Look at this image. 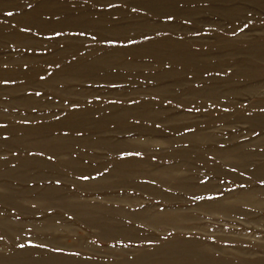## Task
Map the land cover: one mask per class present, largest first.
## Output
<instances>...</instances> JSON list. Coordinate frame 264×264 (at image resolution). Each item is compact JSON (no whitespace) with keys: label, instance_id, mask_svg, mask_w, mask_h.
I'll list each match as a JSON object with an SVG mask.
<instances>
[{"label":"rangeland","instance_id":"1","mask_svg":"<svg viewBox=\"0 0 264 264\" xmlns=\"http://www.w3.org/2000/svg\"><path fill=\"white\" fill-rule=\"evenodd\" d=\"M260 167L264 0H0V264H264Z\"/></svg>","mask_w":264,"mask_h":264},{"label":"bare ground","instance_id":"2","mask_svg":"<svg viewBox=\"0 0 264 264\" xmlns=\"http://www.w3.org/2000/svg\"><path fill=\"white\" fill-rule=\"evenodd\" d=\"M248 158H249V156L247 155V154H241V153H239L238 152V154L236 155V157L233 159V166H238V167H241V166H246L247 164H246V162H248L247 160H248ZM264 168V167H263ZM263 168L262 167H260L259 169H257L256 168V170L254 171V172H256V174L258 175H261L262 173H264V172H261V171H263ZM261 173V174H260ZM254 205V206H256V205H258V202L254 199V197L252 196V193L251 192H246V193H242V194H240L238 197H236L234 200H233V203L231 202V204H227L226 202L225 203H219V204H215V205H213L212 207L214 208V209H216V211H221L222 213H225L224 215H226V211L228 212L229 210H232L233 212H238V206H240V205ZM242 207H244V206H242ZM262 209V208H261ZM242 210V209H241ZM160 215V214H159ZM228 215V214H227ZM234 215V214H233ZM237 215V214H236ZM239 215V214H238ZM240 215H241V213H240ZM243 215H246V214H244L243 213ZM149 216V215H148ZM155 217V216H154ZM166 217H163V216H157V217H155L154 219H151V220H149V222H159L160 223V221H162V220H164ZM166 220L167 221H165V222H167V223H174V220L172 219V218H166ZM173 249V248H172ZM165 250V249H164ZM175 251H178L177 249L175 250ZM180 252H182V251H180ZM167 253H168V251H167ZM170 253V252H169ZM169 253L167 254V255H169ZM178 253V252H177ZM205 253V252H204ZM204 253H203V255H204ZM165 254V253H164ZM164 254H163V256H164ZM184 254V253H183ZM167 255H165V256H167ZM172 255V257H173V253L171 254ZM186 256H191V254L190 255H187V254H185ZM194 254H192V256H193ZM198 255V254H197ZM164 256V257H165ZM170 256V255H169ZM168 256V258H170ZM180 256V255H179ZM184 256V255H183ZM191 256V257H192ZM195 256V255H194ZM200 256V255H199ZM176 256H174V258H175ZM180 257H182V254H181V256ZM190 257V258H191ZM196 257V256H195ZM167 258V257H166ZM174 258H173V260L171 259V260H165L164 259V263L165 264H179L178 262H180L179 260H174ZM177 258H178V256H177ZM182 258H184V257H182ZM197 258V257H196ZM199 258V257H198ZM210 259V258H209ZM200 260H202V259H200ZM200 260L199 259H197L196 261H199V263H200ZM178 261V262H177ZM182 261V260H181ZM184 261V260H183ZM194 262V264L195 263H198V262ZM210 262L213 264H216L215 262H212L211 260H210ZM209 262V263H210ZM221 262V261H220ZM182 263V262H181ZM201 263H203V262H201ZM205 263H208V261L206 262H204V264ZM222 264H223V262H221ZM218 264H219V262H218Z\"/></svg>","mask_w":264,"mask_h":264},{"label":"snow or ice","instance_id":"3","mask_svg":"<svg viewBox=\"0 0 264 264\" xmlns=\"http://www.w3.org/2000/svg\"><path fill=\"white\" fill-rule=\"evenodd\" d=\"M7 15H11V13H6ZM137 155H138V153H137Z\"/></svg>","mask_w":264,"mask_h":264}]
</instances>
